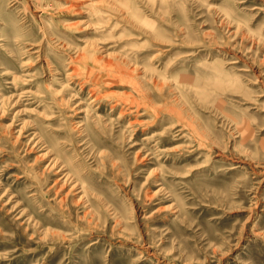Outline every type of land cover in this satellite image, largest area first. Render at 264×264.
Returning a JSON list of instances; mask_svg holds the SVG:
<instances>
[{
    "label": "rangeland",
    "instance_id": "rangeland-1",
    "mask_svg": "<svg viewBox=\"0 0 264 264\" xmlns=\"http://www.w3.org/2000/svg\"><path fill=\"white\" fill-rule=\"evenodd\" d=\"M0 264H264V0H0Z\"/></svg>",
    "mask_w": 264,
    "mask_h": 264
},
{
    "label": "bare ground",
    "instance_id": "bare-ground-1",
    "mask_svg": "<svg viewBox=\"0 0 264 264\" xmlns=\"http://www.w3.org/2000/svg\"><path fill=\"white\" fill-rule=\"evenodd\" d=\"M20 95H21V94H20ZM20 95H19V96H20ZM132 123H133V122H132Z\"/></svg>",
    "mask_w": 264,
    "mask_h": 264
}]
</instances>
